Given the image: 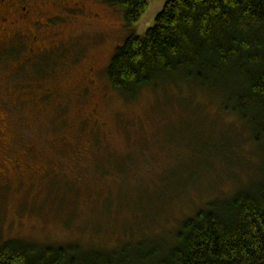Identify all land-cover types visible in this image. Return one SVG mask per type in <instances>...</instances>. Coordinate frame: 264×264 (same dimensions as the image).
<instances>
[{
  "label": "rangeland",
  "instance_id": "rangeland-1",
  "mask_svg": "<svg viewBox=\"0 0 264 264\" xmlns=\"http://www.w3.org/2000/svg\"><path fill=\"white\" fill-rule=\"evenodd\" d=\"M30 1L0 33V245L113 250L260 181L263 146L218 99L177 83L132 101L113 89L115 51L168 0L129 27L111 0Z\"/></svg>",
  "mask_w": 264,
  "mask_h": 264
},
{
  "label": "trees",
  "instance_id": "trees-1",
  "mask_svg": "<svg viewBox=\"0 0 264 264\" xmlns=\"http://www.w3.org/2000/svg\"><path fill=\"white\" fill-rule=\"evenodd\" d=\"M111 3L128 27L149 7ZM107 74L127 101L142 88L176 83L221 101L263 146L262 178L213 197L164 236L113 250L11 239L0 245V264H264V0H168L143 36L117 48Z\"/></svg>",
  "mask_w": 264,
  "mask_h": 264
},
{
  "label": "flooded vegetation",
  "instance_id": "flooded-vegetation-1",
  "mask_svg": "<svg viewBox=\"0 0 264 264\" xmlns=\"http://www.w3.org/2000/svg\"><path fill=\"white\" fill-rule=\"evenodd\" d=\"M32 9L36 10L30 0H0V20H2L0 22V33L4 31L7 33V27L15 24L17 20L29 18L26 16H28V11L30 14ZM94 16L97 17L98 14H94ZM34 40H36V37Z\"/></svg>",
  "mask_w": 264,
  "mask_h": 264
}]
</instances>
